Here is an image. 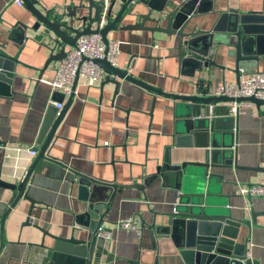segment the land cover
Instances as JSON below:
<instances>
[{
	"label": "crops",
	"instance_id": "1",
	"mask_svg": "<svg viewBox=\"0 0 264 264\" xmlns=\"http://www.w3.org/2000/svg\"><path fill=\"white\" fill-rule=\"evenodd\" d=\"M14 1L0 0V54L10 59L4 65L14 70L13 95L0 98V143L5 144H0V170L2 180L18 185L34 165L26 194L36 203L28 221L31 202L21 199L11 209L16 192L0 187V264H49L52 237L65 239L75 233L84 239L89 219L99 217L110 235L109 240L103 239L107 255L101 256L100 264H183L171 237L158 239L155 248L151 233L167 225V216L176 207L174 176L168 172L162 176L160 167L202 163L212 150L206 148V140L210 143L211 139L193 136L199 124L190 116L191 105L156 96L153 107L154 94L120 79L119 93L114 96V85L101 87L105 72L102 81L90 87L80 78L53 144L40 157L56 117V104L65 105L68 97L53 93L42 82L53 77L58 62L44 69L50 52L41 31L28 30L25 41L23 32L12 33L17 23L32 26L35 22L29 8ZM65 1L36 0L47 12ZM184 1L157 0L162 6ZM211 8L235 11L240 17L261 16L264 0H203L202 10ZM141 11L146 13L144 8ZM216 20L217 14L209 13L191 24L208 32ZM228 21L221 27H229ZM109 40L120 43L118 68L169 94H192L195 85L205 81L216 95L224 82L236 83L242 74L264 72V60L244 61L237 76L232 71L235 50L231 47L236 39L223 31L213 33L210 57L225 69L212 67L204 74L193 73L188 64L180 68L175 57L177 40L165 35L155 34L154 47L147 31H117ZM218 109L219 114L211 118L222 121L225 130L218 139L219 151H227L218 158L223 161L232 155L241 168L214 170L225 174L226 183H216L210 197L222 201V209L233 218H244L251 210L263 212L264 198L249 201L239 189L264 179V173L249 170L264 168V106L245 103L236 118L229 113L230 103ZM177 137L183 139L179 147ZM29 147L38 149L36 156L28 158L18 152ZM83 176L97 181L86 194L80 190ZM99 205L100 214L95 210ZM133 217L144 225L140 233L118 227L119 221ZM256 223L249 229L242 227L237 242L246 244L252 264H264V215L256 217ZM175 237L183 240L181 234Z\"/></svg>",
	"mask_w": 264,
	"mask_h": 264
},
{
	"label": "water",
	"instance_id": "2",
	"mask_svg": "<svg viewBox=\"0 0 264 264\" xmlns=\"http://www.w3.org/2000/svg\"><path fill=\"white\" fill-rule=\"evenodd\" d=\"M20 1L29 8L35 22L32 26L22 22L17 23L12 33L23 32L25 41L28 30L41 31L50 52L44 69L53 62H59L66 58L68 50L75 48L78 39L82 36L99 35L107 52L110 34L126 30L151 33L154 40L153 47L156 44L155 34L165 35L169 40L176 39L177 54L175 57L178 59L179 67L188 64L192 66L193 73L204 74V71L210 72L212 67L225 69L224 66L216 63V59L210 57L213 33L217 31L230 33L236 39L231 47L235 50V68L232 71L237 76L241 68L240 63L264 60V12L261 16L244 17L242 15L240 17L237 12L230 10L226 13L225 11H215L213 8L203 11V0H186L181 4L166 2L167 6L165 4L162 6L157 0H66L64 5H58L55 10L47 12L39 8L36 0ZM142 8L146 9V13L141 11ZM209 13H216L217 20L208 32L200 29L196 24H191L194 19ZM227 19L229 27L222 28V23ZM130 20L136 21L127 23ZM163 23H165L164 26ZM147 24H151V26H147ZM226 59L229 60L228 56ZM8 60H10L8 57L0 54V98L13 95L11 87L14 70L4 65ZM94 63L106 73L105 82L101 83V87L106 84L114 85V96L119 93L120 82L118 79H120L154 94L153 107L157 101L156 96L181 100L190 104V116L196 124H199V129H193V136L211 139L210 143H207L206 140V148L212 150L207 153L208 159L205 162H183L178 165L165 163L158 170L162 176L167 172L174 176L176 207L167 216V225L152 231L155 248L158 239L171 237L181 259H183V264H252L247 256L248 247L246 244L237 242L238 234L242 227L248 229L252 226L255 227L257 225L256 217L264 215V211L251 210L244 218H233L222 209L224 206L222 201L210 197L216 183L221 185L226 183L225 174L217 173L214 170H239L241 168L237 165L236 159L231 158L232 155L223 161L219 160L218 156L227 152L226 150L219 151L222 147L218 141L225 129L222 127V121L216 118L212 119L211 114L217 116L220 111L219 105L229 104L233 101L261 107L264 106V100L254 97L233 99L217 96L210 93L205 81H199L192 94H169L142 81L135 80L126 70L112 66L107 59L94 60ZM79 79L77 74L72 93L66 104L60 110L56 109V117L42 147L43 150L39 154L40 157L45 156L53 144L56 130L75 97ZM238 81L239 79H237ZM181 138L177 137L175 140L176 147L183 145ZM0 144L5 145L4 143ZM34 150L37 152L38 149ZM34 168L32 165L18 185L6 182L0 177V187L16 192L11 209L21 199L31 202L28 221H30L31 210L36 203L26 194V187ZM249 170L264 173V168H249ZM80 183V190L86 194L97 181L83 176L80 178ZM247 199L252 201L253 198L247 197ZM101 209L102 205L95 208L98 213ZM89 221L85 225L88 227V234L84 239L78 238V234L75 233L65 239L52 237L54 244L49 264H100L101 256L107 255V250L104 248L103 239L98 237V233L100 231L108 232L109 229L102 226L103 217L90 218ZM155 233L157 237L154 235ZM177 234H181L183 240L177 241L175 237ZM2 246L3 240L0 237V252Z\"/></svg>",
	"mask_w": 264,
	"mask_h": 264
},
{
	"label": "built area",
	"instance_id": "3",
	"mask_svg": "<svg viewBox=\"0 0 264 264\" xmlns=\"http://www.w3.org/2000/svg\"><path fill=\"white\" fill-rule=\"evenodd\" d=\"M14 2L18 6L23 5L20 0H15ZM76 45L75 48L68 50L66 58L55 64L53 77L48 80H42L43 83L51 88L53 93L61 94L64 98L71 95L74 79L77 74L79 78L84 79V84L89 87L102 81L104 71L94 63V60L107 59L114 67H117L118 64L120 45L118 41L109 40L107 52L106 46L99 35L82 36L78 39ZM216 95L233 99L254 97L264 100V72H259L258 70L254 73L242 74L240 80L236 83L224 82V84L217 88ZM244 104L235 101L230 103V115L236 118L240 114V110ZM62 106V104H56L58 110ZM18 152L20 154L26 153L28 158L36 156V151L32 147L18 149ZM24 177L25 175H22L21 179ZM239 194L246 198H264V179L260 180L256 185L240 187ZM142 224L140 219L133 217L119 221L118 227L123 230L140 233L142 231ZM98 237L106 240L110 239V235L102 231L98 233Z\"/></svg>",
	"mask_w": 264,
	"mask_h": 264
}]
</instances>
